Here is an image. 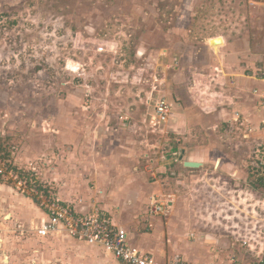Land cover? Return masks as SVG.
Masks as SVG:
<instances>
[{
	"label": "rangeland",
	"instance_id": "obj_1",
	"mask_svg": "<svg viewBox=\"0 0 264 264\" xmlns=\"http://www.w3.org/2000/svg\"><path fill=\"white\" fill-rule=\"evenodd\" d=\"M260 78L264 0H0V226L37 222L12 213L37 202L32 179L66 203L121 206L133 239L162 258L256 260ZM162 98L165 123L152 119Z\"/></svg>",
	"mask_w": 264,
	"mask_h": 264
},
{
	"label": "crops",
	"instance_id": "obj_2",
	"mask_svg": "<svg viewBox=\"0 0 264 264\" xmlns=\"http://www.w3.org/2000/svg\"><path fill=\"white\" fill-rule=\"evenodd\" d=\"M233 51L235 50L232 49L231 54L234 53ZM242 74L238 72L230 73L228 77L237 82V78L240 79ZM250 84L252 86H257L260 89V92L264 91V78H260L259 80L257 79V82L252 81ZM242 106L238 105V110H240L241 113L245 112L244 110H248ZM232 108V111L236 110L235 106ZM231 116L232 119H235L234 114H231ZM217 160L219 161V159ZM0 200L1 218V212L4 209L3 203H5V192L0 191ZM79 200L83 202V199ZM19 201L20 204H17L16 208L13 209L14 211L12 212L17 217V221L22 223L25 221H31L32 223L34 220L38 222L45 216L43 209L38 206V202H36L34 199L30 200L28 198H21ZM77 209L86 212L88 211V205L80 206L77 204ZM120 209L121 206H116L114 211L110 209H106V211L111 214L115 223L123 226L127 230V228L129 229V227H127L128 216L125 213L123 214L120 212ZM116 214L121 215V218H118ZM173 217L174 216L172 215L168 218L166 217V227H174L173 222L176 220H174ZM5 228L6 227L3 225L0 226V264H123L111 253L106 252L101 247L89 245L84 241L73 239L65 233L41 237L38 236L31 227H23L22 225L19 227H10L14 232L12 234L10 232L7 234L8 230ZM127 232L128 237L133 244L136 245V243H140L141 246L138 247L142 251L154 255L158 259H162L158 253L155 254L150 252L153 250V245H150L151 247H149L147 244L144 245L143 238L137 242L133 239V235L128 230ZM142 235L143 234L140 236L142 237Z\"/></svg>",
	"mask_w": 264,
	"mask_h": 264
},
{
	"label": "built area",
	"instance_id": "obj_3",
	"mask_svg": "<svg viewBox=\"0 0 264 264\" xmlns=\"http://www.w3.org/2000/svg\"><path fill=\"white\" fill-rule=\"evenodd\" d=\"M170 112L171 103L164 98L159 99L155 102L152 119L165 123ZM26 182L29 183L30 191L38 198L36 200L40 202V207L45 213V216L38 223H33L31 227L38 236L65 233L73 239L101 247L123 264H187L178 255L158 259L142 251L131 242L127 230L115 223L106 209L91 205V210L88 208L86 212L78 210L77 204L66 203L47 189L42 191L37 181L30 179ZM151 206V212L163 210L161 206L154 203ZM242 264H264V255H259L256 260Z\"/></svg>",
	"mask_w": 264,
	"mask_h": 264
},
{
	"label": "water",
	"instance_id": "obj_4",
	"mask_svg": "<svg viewBox=\"0 0 264 264\" xmlns=\"http://www.w3.org/2000/svg\"><path fill=\"white\" fill-rule=\"evenodd\" d=\"M181 158H182V156H181ZM183 166L184 167H189V168H197V167L201 166V162L188 160V161H184L183 162Z\"/></svg>",
	"mask_w": 264,
	"mask_h": 264
}]
</instances>
